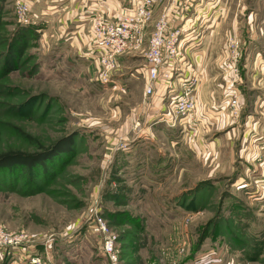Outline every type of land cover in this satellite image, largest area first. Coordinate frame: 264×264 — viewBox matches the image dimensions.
Returning <instances> with one entry per match:
<instances>
[{
	"label": "rangeland",
	"instance_id": "374dc122",
	"mask_svg": "<svg viewBox=\"0 0 264 264\" xmlns=\"http://www.w3.org/2000/svg\"><path fill=\"white\" fill-rule=\"evenodd\" d=\"M155 21L152 14L142 47L120 56L123 64L114 78L120 69L128 72L124 67L144 62ZM0 22L2 36L19 26L13 0L3 2ZM40 48L37 41L26 51L34 52L33 60L0 76V152L40 153L70 137L67 152L47 161L39 176L34 170L24 175L19 168L0 169V225L5 230L30 242H46L52 264H110L100 239L87 228L98 210L103 218L109 214L105 220L115 237L116 264H264V243L260 255L247 259L237 248L242 234L227 223L235 213L234 222H244L241 232L264 240V195L255 185L258 171L233 186V170L211 177L213 166L194 158L189 139L177 130L169 134L176 142L173 147L165 145L166 134L159 131L155 136L164 146L131 151L123 125L145 100H138V89L104 88L94 80L95 73L88 77L86 65H79L75 56L70 63L55 60ZM3 49L0 46V53ZM34 62H39V70L30 73ZM130 124L141 129L143 123L136 118ZM158 150L173 159H161ZM215 219L223 224L212 230L218 233L216 239H205L191 258L199 230ZM135 220L144 228L139 237Z\"/></svg>",
	"mask_w": 264,
	"mask_h": 264
},
{
	"label": "crops",
	"instance_id": "0c3cea01",
	"mask_svg": "<svg viewBox=\"0 0 264 264\" xmlns=\"http://www.w3.org/2000/svg\"><path fill=\"white\" fill-rule=\"evenodd\" d=\"M32 9L40 17L37 41L41 45L40 50L43 48L41 53L55 60L66 59L69 63L75 56L79 65H86L85 70L90 78L95 71L85 59L84 53L92 40V14L102 11L108 19H117L129 10V2L33 0ZM164 11H167L170 29L181 26L185 19L194 23L186 54L190 67L182 68L183 72L193 70L198 77L193 119L197 134L194 142H188V149L194 158L213 166L211 177L216 172L231 173L233 170L237 177L231 186L251 171H258L259 177H256V181L262 179L264 168L254 163V158L251 159L250 155L255 154L256 147L248 143L246 135L253 130L258 132L255 127L261 124L260 107L264 103V0H156L152 8L154 18L158 19ZM230 34L239 37L243 49L239 63V90L242 93L243 106L240 118L234 122L230 121L225 108L227 78L220 71L225 40ZM123 60L120 57L118 65L120 62L123 64ZM144 64L142 61L136 67H124L130 70L124 71L125 73L120 69L118 78L115 77L111 84L112 89L122 91L133 86L138 89V100L145 99L137 109H133V112L131 110L123 125V139L129 142L133 152L137 149L144 152L150 147L164 146L156 137L159 131L166 134V146L176 145L169 135L172 129L162 123L153 124L169 104L172 92H167L164 86H156L154 95L146 98L144 88L147 73ZM175 90H178L177 82ZM136 118L142 120L141 129L130 124ZM184 136L188 137L183 135V138ZM241 154L244 159H239ZM157 155L161 159L171 158L160 151ZM136 160L141 163L143 161L140 157ZM250 167L253 169L250 170ZM156 168L153 173L155 171L158 175L159 169ZM209 183L214 185L213 182ZM255 185L256 191L264 195V184Z\"/></svg>",
	"mask_w": 264,
	"mask_h": 264
},
{
	"label": "built area",
	"instance_id": "2783aa9c",
	"mask_svg": "<svg viewBox=\"0 0 264 264\" xmlns=\"http://www.w3.org/2000/svg\"><path fill=\"white\" fill-rule=\"evenodd\" d=\"M156 0H128L129 10L117 19H108L104 12L95 11L90 19L92 40L85 59L93 66L94 80L102 87L112 84L114 74L118 72V58L123 54L137 52L143 45L146 26ZM33 0H13L15 22L22 27H33L40 32V17L33 9ZM185 19L181 26L170 29L167 11H164L153 23L144 50V68L147 73L144 94L153 96L156 86H164L172 92L170 102L153 124L162 123L167 128L187 135L189 142H194L197 128L194 124L196 111L197 74L188 69L187 50L193 22ZM242 43L238 36L226 37L225 47L220 61V71L227 78L225 108L230 121L240 117L242 110V93L239 90V63L242 57ZM180 73L181 75H179ZM175 82L178 90H175ZM261 124L247 133L249 144L256 147L254 163L264 168V103L260 107ZM152 124V125H153ZM242 154L239 159H242ZM244 159V158H243ZM262 182V184H261ZM259 186L264 184V177L255 180ZM89 232L101 241V251L110 264H116L115 237L109 233L105 218L96 210L87 221ZM42 246V251L38 250ZM0 255L9 257L11 264H52L46 242H30L21 235L8 232L0 225Z\"/></svg>",
	"mask_w": 264,
	"mask_h": 264
},
{
	"label": "trees",
	"instance_id": "16d2710c",
	"mask_svg": "<svg viewBox=\"0 0 264 264\" xmlns=\"http://www.w3.org/2000/svg\"><path fill=\"white\" fill-rule=\"evenodd\" d=\"M4 1L5 0H0V13ZM2 26L3 24L0 22V29ZM37 39L38 34L35 32L33 27L16 26L13 31L6 33L3 36L0 35V46H3L4 48L3 52L0 53V76H4L16 71L19 68V65H21L23 62L25 63L29 62V60H33L36 56L34 52H28V54H26V51L34 48ZM39 67V62H34L30 68V73L33 71L37 73ZM69 137L70 136H67L64 139L62 138V141H58L51 148L45 149L40 153H26L19 150L0 152V169L14 170L15 168H19L20 174L24 173V175H31L34 170L36 171L37 176H39V173L44 169V167L47 168V161H49L51 158L59 156L61 157L63 155L62 153L67 152L64 149V146L66 144L67 138ZM75 137L78 139L79 134H76ZM43 171H46V169ZM195 193L197 196L198 191L196 190ZM190 206L193 207L192 205ZM233 216H235V213H233L231 218H228V226L229 228L233 227L234 230L237 229V231L243 236V238L240 236V240H243V242H240L241 244L238 245L237 248L243 252V255L247 257V259L256 258L258 255H260L264 240H259L258 236L255 235L247 237L243 232H241L243 231L244 222L239 220L240 222L235 223ZM104 217L107 219V221H109V214H105ZM130 219L132 220L133 218L130 217ZM219 221L220 220L217 219L212 220L210 224H205V227L199 230V239L196 241L195 246L193 247L194 252L191 253V258L194 257L197 251H200V246L205 239L210 238L211 241L216 239L215 236L218 235V233L216 231L212 232V230L215 227L217 229H220V226L223 227V224ZM136 223L138 227L136 236L139 237L144 228L138 223V221ZM211 223L215 224L211 226ZM2 264H11V259L9 257H4Z\"/></svg>",
	"mask_w": 264,
	"mask_h": 264
}]
</instances>
